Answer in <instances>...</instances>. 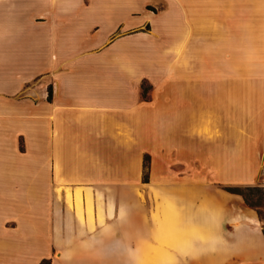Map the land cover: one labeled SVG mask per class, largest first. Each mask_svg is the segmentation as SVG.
<instances>
[{
  "label": "crops",
  "instance_id": "0c3cea01",
  "mask_svg": "<svg viewBox=\"0 0 264 264\" xmlns=\"http://www.w3.org/2000/svg\"><path fill=\"white\" fill-rule=\"evenodd\" d=\"M263 152L264 0H0V264H264Z\"/></svg>",
  "mask_w": 264,
  "mask_h": 264
},
{
  "label": "rangeland",
  "instance_id": "374dc122",
  "mask_svg": "<svg viewBox=\"0 0 264 264\" xmlns=\"http://www.w3.org/2000/svg\"><path fill=\"white\" fill-rule=\"evenodd\" d=\"M149 90H150V85L148 83H144L143 84L144 98H146V96L148 95ZM149 176H150V163H149V159H147V161L144 163V175H143L144 189L147 187V185L150 182ZM227 189H236L244 195V197L241 195L240 197L243 198L245 205L249 209L253 210L258 214L262 228L264 230V152L260 157L258 179L252 184H239L229 187ZM105 198H106V203L107 200H109L108 202L110 204L118 203V197H104V198L100 197L99 198L101 199L100 202H104L102 200ZM142 200L144 207L150 211L152 208L153 200L146 190L143 193ZM42 263L50 264V261H43Z\"/></svg>",
  "mask_w": 264,
  "mask_h": 264
},
{
  "label": "trees",
  "instance_id": "16d2710c",
  "mask_svg": "<svg viewBox=\"0 0 264 264\" xmlns=\"http://www.w3.org/2000/svg\"><path fill=\"white\" fill-rule=\"evenodd\" d=\"M51 100V93H50V91H49V96H48V101H50ZM227 191L228 192H230V193H232V194H236V195H241V196H243L244 197V195L242 194V193H240L238 190H236V189H227ZM41 264H43V263H41Z\"/></svg>",
  "mask_w": 264,
  "mask_h": 264
}]
</instances>
